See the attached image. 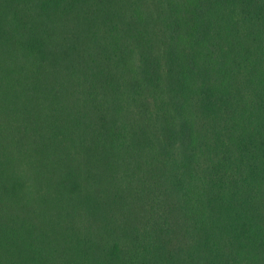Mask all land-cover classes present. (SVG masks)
<instances>
[{
  "label": "trees",
  "instance_id": "obj_1",
  "mask_svg": "<svg viewBox=\"0 0 264 264\" xmlns=\"http://www.w3.org/2000/svg\"><path fill=\"white\" fill-rule=\"evenodd\" d=\"M0 264H264V0H0Z\"/></svg>",
  "mask_w": 264,
  "mask_h": 264
}]
</instances>
